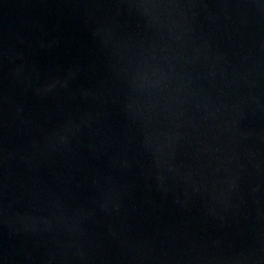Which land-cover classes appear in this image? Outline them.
<instances>
[{
  "label": "water",
  "instance_id": "obj_1",
  "mask_svg": "<svg viewBox=\"0 0 264 264\" xmlns=\"http://www.w3.org/2000/svg\"><path fill=\"white\" fill-rule=\"evenodd\" d=\"M0 264H264V0H0Z\"/></svg>",
  "mask_w": 264,
  "mask_h": 264
}]
</instances>
